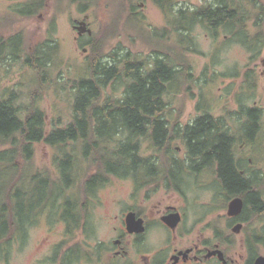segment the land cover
I'll use <instances>...</instances> for the list:
<instances>
[{"label": "trees", "instance_id": "obj_1", "mask_svg": "<svg viewBox=\"0 0 264 264\" xmlns=\"http://www.w3.org/2000/svg\"><path fill=\"white\" fill-rule=\"evenodd\" d=\"M47 1L17 4L11 16L34 18L44 11ZM100 1L71 0L81 5V11ZM108 1L116 16H121L126 0ZM179 1L152 0L164 14L166 27L159 35L155 32L156 40L145 59L141 58L143 54L121 53V47L105 52L111 37L107 34L94 33L89 37L91 52L82 75L73 82L72 121L66 127L57 122L47 132V115L34 92L30 104L21 102L22 94L17 90L1 95L0 145L8 146L0 151L1 247L9 245L13 213L22 225L29 218L32 226L48 210L61 214L72 234L75 204L69 192L75 183L77 235L90 223L91 198L111 178L132 180L138 193L159 184L173 189L171 185L189 183L193 175L200 182L206 175L215 200L226 206L231 199L241 197L243 216L264 220V172L251 164V153L241 150L250 146L260 149L264 145V109L244 104L245 97L257 92V79L252 71L247 72V82L237 99L240 110L233 116H217L205 88L199 84L201 78L188 61L189 55L200 53L194 36L197 28L215 40L223 37L227 43L241 44L252 59H258L264 49V0H214L197 8L181 6ZM133 4L131 0L126 9L129 22L142 26ZM118 26L119 21L114 20L109 32L115 34ZM171 32L176 34L175 65L170 62ZM59 53L60 45L54 39L27 48L22 31L0 37V64H18L23 60V65L36 72L40 90L51 71L59 67ZM149 63L153 66L145 71ZM203 75L208 78L207 72ZM212 78L211 83L216 80ZM116 85L124 87L123 94L105 96ZM197 86L202 90L197 107L201 115L194 123L182 125L168 115V104L184 92L193 96ZM177 142L185 146L184 158L177 157ZM40 143L56 151L55 175L34 168L35 145ZM145 144L151 151L149 155L144 154ZM237 152H241L239 158ZM22 167H27L28 172L21 171ZM186 167L194 174H183ZM185 175L187 179L183 178ZM255 240L257 245L261 241Z\"/></svg>", "mask_w": 264, "mask_h": 264}, {"label": "rangeland", "instance_id": "obj_2", "mask_svg": "<svg viewBox=\"0 0 264 264\" xmlns=\"http://www.w3.org/2000/svg\"><path fill=\"white\" fill-rule=\"evenodd\" d=\"M27 1L0 0V18H2L0 37L2 35L7 37L22 31L25 35L27 48L47 39L56 40L60 45L59 67L55 71H51V77L46 79L45 86H41L42 89L40 90L38 89L36 72L23 65V60L18 64H0V97L8 90H17L22 94L21 102L30 104L32 101L31 93H36L38 104L47 115L48 133L52 131L57 122L61 124V127H66L72 121V105L75 95L73 82L82 75V68L91 52L90 36L80 38L79 41L76 39L78 31L73 26L77 20L82 21L86 16H89L88 23L93 34L104 33L109 37L111 36L105 45V52L108 53L117 47H121L123 49L120 51L121 53L131 52L134 56L143 54L142 59L151 53V44L156 40L154 34L158 33L159 35L161 30L166 27L164 14L152 0H134L135 13L143 22L142 26L129 22L127 10L131 0H126L125 6L120 11L121 16L119 14L116 16L115 8L109 5L108 0H102L86 11H81V5L74 4L71 0H49L40 15L29 19L13 18L10 13L12 8ZM213 1L180 0L179 5L197 8ZM114 20L119 21L115 34L109 32V29L112 32L110 27L113 26ZM1 25H3V30ZM194 36L200 53L189 55L188 61L193 65L196 76L201 78L199 84L205 88L206 96L212 101L210 104L216 109L215 114L217 116H233L236 111L240 110V104L237 101L238 94L241 87L247 82V80L245 81L246 74L250 71L255 75L258 87L255 94L249 98H244V104L264 109V49L261 56L255 60L241 44L227 43L223 37L215 43L210 34L201 28L195 30ZM170 40V56L174 58L176 64V34L174 32H171ZM204 72L208 74L207 79L203 75ZM212 77L216 79L213 83L210 79ZM123 91L124 87L122 86H111L106 91L105 96L120 97ZM201 92V88L197 86L193 96L184 92L170 99V105L175 110L174 117L182 125L191 124L199 115L200 112L197 107L201 100ZM7 147L0 145V151ZM175 147L184 150L182 142H177ZM35 149L34 168L55 175L54 157L56 151L45 143L36 144ZM241 150L242 152L245 151L244 153H251L253 156L251 164L255 166L256 170L264 172V145L260 149L250 146L246 149L242 147ZM143 151L145 155L151 154L147 144L144 145ZM238 156H241V152ZM177 157L184 158V151L180 155L177 154ZM20 170L28 172L27 167L25 169L22 167ZM94 170H91L90 174H93ZM206 184L205 189L194 188L189 191L190 200L197 199L198 203L211 204L214 200V194L209 189L208 182ZM153 192L151 188L145 189L140 195L139 192H136L132 180L111 178L97 190L95 197L91 198L88 231L86 229L78 231L76 243L82 244V247H85V252H90L88 249L97 246L99 243H104L105 246L111 245L110 241L115 238L116 228L121 226L124 214L128 208L136 204L137 199L143 195L156 197L158 193L160 196L163 194V191L152 194ZM73 193L74 188L69 194ZM217 206L227 208V204L224 206V203ZM225 213L226 211H224ZM45 215L33 226L30 241L25 247H20L9 255L0 246V264H44L43 259L47 258L50 252L49 248L57 243L61 244L65 232L64 224H51ZM259 220L256 218V221ZM71 245L72 242L69 241L65 246ZM261 254H264V247L261 249ZM90 259L92 258L80 259L77 264L99 263Z\"/></svg>", "mask_w": 264, "mask_h": 264}, {"label": "flooded vegetation", "instance_id": "obj_3", "mask_svg": "<svg viewBox=\"0 0 264 264\" xmlns=\"http://www.w3.org/2000/svg\"><path fill=\"white\" fill-rule=\"evenodd\" d=\"M87 36L91 35L85 33L76 39L79 41L80 38ZM214 42H219V39H214ZM170 62L175 65V60L171 56ZM149 64L150 67H146L145 71H149L153 66ZM174 112L169 103L168 115L171 118L175 116ZM200 115L201 112L197 117ZM183 151L185 157V148L182 150L177 147L179 155ZM239 154L240 152L236 153L237 158ZM183 174L194 173L192 169L186 167ZM186 175L183 178L187 179ZM179 180L181 181V178ZM189 180V183L181 182L180 186L179 183L171 185L173 189H167L162 184L152 185L150 187L154 191L152 194L160 191H163V194L160 196L158 193L156 197L148 195V198L143 195L137 199L136 204L128 208L124 214L121 226L116 228L115 238L110 241L111 245L99 243L89 248L90 252H85V247L76 243L75 183L72 234H69L68 224L61 214H51L49 210L46 212L47 221L51 224H64L65 232L61 244L57 243L49 248L47 258L43 259L44 264H77L80 259L88 257L92 258L91 261H98V264H256L257 259L264 256L261 254L264 247V220L256 221V216L253 215L246 218L243 216L244 207L239 215L230 216L228 211L232 199L226 209L217 206L223 204L221 200L214 199L211 204L198 203L197 199L190 200L189 191L194 188L205 189L208 178L203 175L198 182L197 176H190ZM145 189H141L139 194L142 195ZM131 213L136 216L135 222L142 221V231H135L140 225L136 227L137 224H130L128 215ZM165 219L171 221V225ZM176 221L178 223H175ZM131 226L136 228L132 229ZM88 227L82 230L88 231ZM32 229L29 218L22 225L13 213L9 227L10 246L4 247L3 251L10 255L18 248L25 247L30 241ZM257 238L261 240L258 245L255 240ZM69 241L72 245L65 246Z\"/></svg>", "mask_w": 264, "mask_h": 264}, {"label": "water", "instance_id": "obj_4", "mask_svg": "<svg viewBox=\"0 0 264 264\" xmlns=\"http://www.w3.org/2000/svg\"><path fill=\"white\" fill-rule=\"evenodd\" d=\"M88 19H89V16H86L84 20H82V21L77 20L75 22L74 29L76 31H78V36H82L85 33H88L89 35H93V30L88 25ZM243 207H244V199L241 197H236V198L232 199L230 204H229L228 214L230 216H237L242 212ZM135 218H136V216L134 213H131L128 215V220H129L130 224H137L136 227H138L140 225L138 228L131 226L132 229L136 228L135 231H138V232L142 231L143 230V228H141L142 221L135 222V220H136ZM171 219H172V217H171ZM165 220L169 225H171V221H168L167 219H165ZM175 223H178V222L176 221ZM238 228H240V226H238ZM132 229L130 228L131 231H133ZM256 264H264V256L263 255L257 259Z\"/></svg>", "mask_w": 264, "mask_h": 264}, {"label": "bare ground", "instance_id": "obj_5", "mask_svg": "<svg viewBox=\"0 0 264 264\" xmlns=\"http://www.w3.org/2000/svg\"><path fill=\"white\" fill-rule=\"evenodd\" d=\"M194 176V175H193ZM187 177V176H186Z\"/></svg>", "mask_w": 264, "mask_h": 264}]
</instances>
